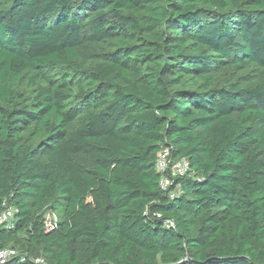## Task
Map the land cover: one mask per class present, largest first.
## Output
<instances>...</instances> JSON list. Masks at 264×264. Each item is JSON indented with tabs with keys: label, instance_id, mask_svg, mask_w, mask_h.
I'll return each mask as SVG.
<instances>
[{
	"label": "trees",
	"instance_id": "1",
	"mask_svg": "<svg viewBox=\"0 0 264 264\" xmlns=\"http://www.w3.org/2000/svg\"><path fill=\"white\" fill-rule=\"evenodd\" d=\"M11 207L4 264H264V0H0Z\"/></svg>",
	"mask_w": 264,
	"mask_h": 264
},
{
	"label": "built area",
	"instance_id": "2",
	"mask_svg": "<svg viewBox=\"0 0 264 264\" xmlns=\"http://www.w3.org/2000/svg\"><path fill=\"white\" fill-rule=\"evenodd\" d=\"M156 167L160 173L163 174L161 179V187L168 189L171 179L179 176H184L190 171V164L186 159L173 161L171 158V151L164 149L158 156ZM175 195L172 194V197ZM17 213L16 208H7L0 213V225L12 227V221ZM17 252L14 249H3L0 246V263H6L10 258L16 256ZM37 262L43 263V260L38 259Z\"/></svg>",
	"mask_w": 264,
	"mask_h": 264
}]
</instances>
